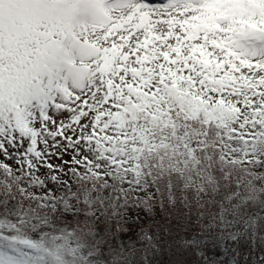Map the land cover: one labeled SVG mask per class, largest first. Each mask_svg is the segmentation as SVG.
<instances>
[{
    "label": "snow or ice",
    "instance_id": "obj_1",
    "mask_svg": "<svg viewBox=\"0 0 264 264\" xmlns=\"http://www.w3.org/2000/svg\"><path fill=\"white\" fill-rule=\"evenodd\" d=\"M242 248L264 252V0H0V264Z\"/></svg>",
    "mask_w": 264,
    "mask_h": 264
},
{
    "label": "trees",
    "instance_id": "obj_2",
    "mask_svg": "<svg viewBox=\"0 0 264 264\" xmlns=\"http://www.w3.org/2000/svg\"><path fill=\"white\" fill-rule=\"evenodd\" d=\"M262 256H264V252H262L259 248L251 252H249L247 248H242L240 264H260V258ZM166 258L167 257H161L162 260Z\"/></svg>",
    "mask_w": 264,
    "mask_h": 264
},
{
    "label": "bare ground",
    "instance_id": "obj_3",
    "mask_svg": "<svg viewBox=\"0 0 264 264\" xmlns=\"http://www.w3.org/2000/svg\"><path fill=\"white\" fill-rule=\"evenodd\" d=\"M158 2H160V1H158Z\"/></svg>",
    "mask_w": 264,
    "mask_h": 264
}]
</instances>
